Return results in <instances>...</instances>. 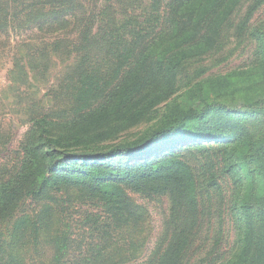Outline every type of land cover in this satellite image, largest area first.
<instances>
[{
  "label": "rangeland",
  "instance_id": "1",
  "mask_svg": "<svg viewBox=\"0 0 264 264\" xmlns=\"http://www.w3.org/2000/svg\"><path fill=\"white\" fill-rule=\"evenodd\" d=\"M167 1L0 0V191L5 188L13 197L0 217V264H54L57 259L60 264H81L84 259L96 260L95 264H155L173 228L182 231L187 225L182 219L175 225L169 220L173 186L160 179L141 185L140 180L116 183L108 178L104 184H119L123 209L118 213L104 200V190L48 174L41 163L46 162L44 152H50V147L35 159V168L28 173L22 170L19 180L17 177L25 168V145L41 144L32 136L37 131L35 119L46 120L52 141L63 140L54 143L61 163H82V154H102L109 146L127 144L149 132L168 105L186 102L185 91L197 79L249 65L255 46L250 31L264 27V3L243 24L256 0L242 2L219 45L201 59L185 63L174 84L159 81L131 99L120 98L104 107L106 94L117 81L115 71L125 65L119 66L114 56L98 53L111 35H116L115 41L126 38L129 17L147 25L159 18ZM163 84L169 89H163ZM249 94L235 93L232 100L220 95L217 101L231 119L246 126L251 150L257 144L261 148L258 154L244 157L247 162L240 171L255 189L264 182V159L260 160L264 103L256 109L246 108L251 102L247 99L256 92ZM94 115L102 118L93 120ZM91 123L97 130L88 126ZM100 130L109 133L108 139L80 141ZM215 145L153 150L141 165L147 166L146 172L148 167L164 163L185 168L198 202L195 238L208 248L202 257H193L204 258L203 264H234L243 254L247 224L240 209L250 199L242 200L246 186L224 172L226 150ZM239 149H235L237 154ZM118 165L125 168L114 161L111 170ZM125 180L130 182V177ZM251 211L253 219L263 216L262 209ZM250 261L248 251L241 264Z\"/></svg>",
  "mask_w": 264,
  "mask_h": 264
},
{
  "label": "trees",
  "instance_id": "2",
  "mask_svg": "<svg viewBox=\"0 0 264 264\" xmlns=\"http://www.w3.org/2000/svg\"><path fill=\"white\" fill-rule=\"evenodd\" d=\"M244 1L168 0L159 18L147 22V25H141L135 17H129L126 20V23H129L126 38L115 41L116 35H111V39L104 43L103 51L98 53L101 57L114 56L113 59L119 66L125 65L122 70L115 71L117 81L106 94L104 107L120 98H123L122 101L131 99L134 94L137 96L147 88L155 87L159 81L168 86L174 84L177 72L185 63L201 59V55L213 51L219 45L229 20ZM263 3L264 0L252 3L245 15L244 26ZM106 34H109L108 31ZM249 37L255 42L249 65L224 75H208L197 79L194 85L185 91L186 102L168 105L161 119L149 132L145 131L142 137L127 144L109 146L102 154H82L79 160L83 161L82 163H61L57 159L59 152L54 143L63 140H51L45 119L33 120L37 131L32 133V136H36L38 144H41L25 145V168H21L17 174L18 180L22 170L26 169L28 173L29 169L35 168V159H40L45 154L46 162L41 161V165L45 166L47 173L52 174L54 179H57L55 175H61L60 178H68L70 182H82L100 191L104 190V200L119 213L123 209L117 189L119 184H104L105 180L111 178L116 183L140 180L141 185H145L160 179L164 185L173 186V205L169 215L171 224L175 225L182 219L181 223L187 225L182 231L173 228L169 241L161 248L155 264H203L204 258H199L208 248L203 240L195 238L198 202L193 192L192 178L184 172V167H168V163L150 166L146 172L147 166L141 165V160L150 157L149 154L153 153V150L171 152L185 144L187 147L216 144V147L226 150L224 172L232 178L235 177L238 184L246 186L242 200L250 199V203L243 202L244 206L240 209L243 216L247 217V224L243 254L234 264L243 263L248 251L251 258L248 264H264V182L251 189L247 184L250 178L240 175L242 166L247 162L244 157L258 154L261 148L257 144V147L251 150L252 139L246 126L231 119L225 112V106L217 101L220 95L229 96L232 100L235 93H250L248 96H251L253 91L256 94L252 99L246 100L251 102L245 107L256 109L257 105L264 103V27L252 28ZM166 85L163 84L162 88L166 89ZM210 96L212 100H209ZM106 114L107 112H103V115ZM101 118L102 116L94 115L93 120ZM88 126L92 127L93 123ZM92 129L97 130L96 127ZM108 134L106 130H100L87 134L86 137L80 138V141L83 144L99 143L108 139ZM237 146L241 147L238 154L235 151ZM45 147H50V152L45 151L43 154ZM39 151H42L41 155L38 154ZM263 159L264 153L260 156V160ZM114 161L121 162L125 168L122 169L121 165H118L115 171L111 170ZM125 176L130 177V182L125 180ZM179 197L181 201L177 200ZM11 201L13 197L10 192L2 189L0 217ZM252 209L263 210L260 220L251 217ZM193 255L200 257L194 258ZM95 261L84 259L79 262L95 264ZM54 264H60V261L57 259ZM96 264L107 263L99 261Z\"/></svg>",
  "mask_w": 264,
  "mask_h": 264
}]
</instances>
